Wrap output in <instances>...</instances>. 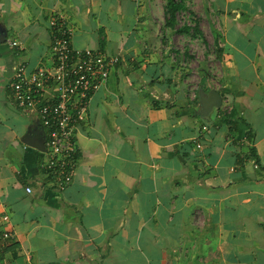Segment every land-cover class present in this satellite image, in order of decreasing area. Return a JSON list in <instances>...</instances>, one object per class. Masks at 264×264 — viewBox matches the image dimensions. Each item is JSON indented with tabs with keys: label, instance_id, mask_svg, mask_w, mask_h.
I'll use <instances>...</instances> for the list:
<instances>
[{
	"label": "crops",
	"instance_id": "1",
	"mask_svg": "<svg viewBox=\"0 0 264 264\" xmlns=\"http://www.w3.org/2000/svg\"><path fill=\"white\" fill-rule=\"evenodd\" d=\"M161 1L0 0V264H264V0H194L217 49L192 70ZM53 12L73 47L119 58L66 188L40 116L10 98L17 66L53 64Z\"/></svg>",
	"mask_w": 264,
	"mask_h": 264
},
{
	"label": "built area",
	"instance_id": "2",
	"mask_svg": "<svg viewBox=\"0 0 264 264\" xmlns=\"http://www.w3.org/2000/svg\"><path fill=\"white\" fill-rule=\"evenodd\" d=\"M48 23L53 64L32 72L24 64L17 66L10 98L18 108L40 116L49 132L47 168L59 187L66 188L77 163L76 129L85 121L94 93L109 79L119 58L99 49L73 47V27L60 12H53ZM9 43L19 45L14 40ZM32 191L28 186L27 192Z\"/></svg>",
	"mask_w": 264,
	"mask_h": 264
},
{
	"label": "rangeland",
	"instance_id": "3",
	"mask_svg": "<svg viewBox=\"0 0 264 264\" xmlns=\"http://www.w3.org/2000/svg\"><path fill=\"white\" fill-rule=\"evenodd\" d=\"M165 0H162L161 3H163ZM184 4L186 6V9L178 12L177 14V24L176 27H182L185 24H189L191 26H194L196 23L201 24V20L199 22V17L195 12V3L194 0L185 1ZM167 15V13H166ZM202 26L204 29H201L200 32H183L182 34L179 32H172V39L173 44L178 50L186 51V53L191 57L193 56V59L196 60H189L188 66L189 69H199V66H201L200 63H198L197 60H204L206 61L204 64V67L211 68L213 66V61L215 60L214 57H212V54L216 53V47L212 43V30L210 28V25L208 24V21L203 20ZM174 29V28H173ZM191 59V58H190Z\"/></svg>",
	"mask_w": 264,
	"mask_h": 264
},
{
	"label": "trees",
	"instance_id": "4",
	"mask_svg": "<svg viewBox=\"0 0 264 264\" xmlns=\"http://www.w3.org/2000/svg\"><path fill=\"white\" fill-rule=\"evenodd\" d=\"M186 9V6L184 4V1L182 0H168L167 6H166V13H167V26L171 28H175L177 24V14L178 12ZM179 32L188 33V32H200L199 24L196 23L194 26H191L189 24L183 25L180 29H178ZM253 154H255L254 148L251 149Z\"/></svg>",
	"mask_w": 264,
	"mask_h": 264
},
{
	"label": "water",
	"instance_id": "5",
	"mask_svg": "<svg viewBox=\"0 0 264 264\" xmlns=\"http://www.w3.org/2000/svg\"><path fill=\"white\" fill-rule=\"evenodd\" d=\"M1 42V40H0ZM222 96L219 91L216 89H212L210 93L206 94L203 93L201 97V103L203 106V111L205 115L209 114V112L212 111L213 108L215 107H220L222 104ZM45 145V142H44ZM44 150H46V147H44Z\"/></svg>",
	"mask_w": 264,
	"mask_h": 264
}]
</instances>
